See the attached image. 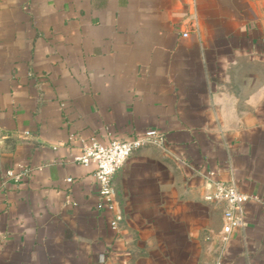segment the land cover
<instances>
[{
    "label": "crops",
    "instance_id": "obj_1",
    "mask_svg": "<svg viewBox=\"0 0 264 264\" xmlns=\"http://www.w3.org/2000/svg\"><path fill=\"white\" fill-rule=\"evenodd\" d=\"M151 127L100 207L73 156ZM0 264H264V0H0Z\"/></svg>",
    "mask_w": 264,
    "mask_h": 264
},
{
    "label": "built area",
    "instance_id": "obj_2",
    "mask_svg": "<svg viewBox=\"0 0 264 264\" xmlns=\"http://www.w3.org/2000/svg\"><path fill=\"white\" fill-rule=\"evenodd\" d=\"M183 33V36H186ZM165 135L156 128H147L134 137L110 138L106 141H98L93 137L83 141L80 151L73 156V160L85 167H91L98 196L99 206L108 210L114 209L113 189L111 177L126 161L128 156L136 149L145 145L163 146ZM26 170L15 173L7 170L3 174L5 178L18 179ZM208 173L205 179L206 192L204 199L223 206L222 234L227 237L235 229L245 225L244 205L250 196L242 193L232 183L212 177ZM67 178V181H70ZM121 220V214L114 212L109 224L116 228Z\"/></svg>",
    "mask_w": 264,
    "mask_h": 264
}]
</instances>
